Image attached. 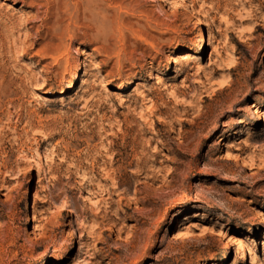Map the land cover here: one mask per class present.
<instances>
[{"label":"rangeland","instance_id":"obj_1","mask_svg":"<svg viewBox=\"0 0 264 264\" xmlns=\"http://www.w3.org/2000/svg\"><path fill=\"white\" fill-rule=\"evenodd\" d=\"M0 264H264V0H0Z\"/></svg>","mask_w":264,"mask_h":264},{"label":"bare ground","instance_id":"obj_2","mask_svg":"<svg viewBox=\"0 0 264 264\" xmlns=\"http://www.w3.org/2000/svg\"><path fill=\"white\" fill-rule=\"evenodd\" d=\"M79 3H80V2H79ZM79 3H78V4H79ZM87 3H88V2H87ZM73 4H74V3H73ZM79 10H80V9H79ZM80 18H81V17H80ZM85 23H86V22H85ZM87 23H88V22H87ZM83 24H84V23H83ZM88 26H89V24H88ZM209 43H210V41H209Z\"/></svg>","mask_w":264,"mask_h":264}]
</instances>
